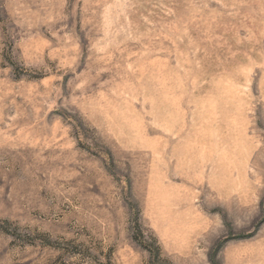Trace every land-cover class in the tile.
<instances>
[{
    "label": "rangeland",
    "instance_id": "374dc122",
    "mask_svg": "<svg viewBox=\"0 0 264 264\" xmlns=\"http://www.w3.org/2000/svg\"><path fill=\"white\" fill-rule=\"evenodd\" d=\"M0 264H264V0H0Z\"/></svg>",
    "mask_w": 264,
    "mask_h": 264
}]
</instances>
